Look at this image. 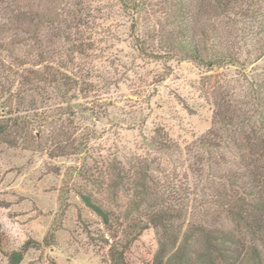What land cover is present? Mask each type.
<instances>
[{
	"label": "rangeland",
	"instance_id": "374dc122",
	"mask_svg": "<svg viewBox=\"0 0 264 264\" xmlns=\"http://www.w3.org/2000/svg\"><path fill=\"white\" fill-rule=\"evenodd\" d=\"M50 1L39 2L44 15ZM160 1L150 0L152 7L141 15L139 34L149 46L146 55L135 48L132 20L116 0L54 1L63 2L61 8L71 15L66 26L81 51L61 58L72 83L66 101L53 98L46 122L31 125L15 143L0 138V264H8L9 254L26 242L40 245L29 248L19 264H112V246L126 247L128 264H153L156 233L147 223L144 205L135 207V185L143 170L155 184L150 206L175 209L180 224L186 223L185 211L192 205L186 193L203 182L195 169L206 173L198 160L205 156L195 145L212 127L214 112L245 111L247 81L264 80V55L239 49L237 67H204L162 55L157 31L163 30L165 38L172 26ZM253 2L264 14V0ZM205 22L222 29L214 20ZM254 27L255 33L263 31L257 47L264 44V27ZM222 33L224 41L240 45L227 31ZM206 34L209 46L213 33ZM12 38L10 32L0 34V43L10 48ZM35 52L28 45L16 49L21 66L1 54L0 118L8 109L3 103L7 93L20 87L17 75L41 69L34 66L39 62ZM49 60L58 63L57 58ZM151 143L161 144V150ZM76 144H81L80 151H72ZM167 144L170 151L164 150ZM61 150L65 155H59ZM221 153L229 164L217 158V172H236L237 157ZM116 175L124 177L122 185L107 187ZM82 194L103 206L110 226L85 206Z\"/></svg>",
	"mask_w": 264,
	"mask_h": 264
},
{
	"label": "trees",
	"instance_id": "16d2710c",
	"mask_svg": "<svg viewBox=\"0 0 264 264\" xmlns=\"http://www.w3.org/2000/svg\"><path fill=\"white\" fill-rule=\"evenodd\" d=\"M54 1L51 0L47 8L49 14L44 15L40 11V0H0V34L10 32L13 37L10 48L0 43V56L5 53L14 65L21 66L23 62L16 56V49L28 45L36 51L39 61L34 66H41V69L18 74L20 87L24 85L26 90L19 87L15 92L7 91L3 100L8 109L3 110L0 118V138L10 143L28 132L31 125L41 127L48 117L45 114L48 103L53 98L65 102L71 89V79L65 73L61 58L81 51V48L75 46L66 26L67 17L71 15L61 8L63 2L56 5ZM116 1L132 20L135 48L146 55L149 46L144 45L139 27L141 15L152 7L150 0ZM253 1L262 0H161L162 14L172 29L165 38L163 30L158 29L157 48L164 56L189 59L204 67H237L239 49L250 56L254 52H259L257 57L262 56L264 44L256 45L263 34L258 26L264 27V14ZM209 20L216 21L222 29L206 24ZM255 25L259 29L257 33L253 32ZM43 28L48 29L44 36L41 35ZM208 30L213 33V43L209 46L205 41ZM222 31H227L240 45L224 41ZM54 42H57L55 46ZM55 58L58 63L47 62ZM247 84L249 101L244 104L245 111L214 112L212 127L195 145L205 156L198 160L203 162L206 173L204 175L200 168L195 169L203 182L194 189L195 192L186 193L187 204L192 202V205L186 208L185 224H180L181 216L177 210L150 206L155 184L147 170L139 173L135 207L144 205L147 223L156 233L153 264H264V80L252 77ZM12 103H15L14 108ZM151 146L161 150V144L151 143ZM163 147L170 151L172 145ZM71 149L80 151L81 144L71 146ZM221 152L237 157L236 172L229 171L224 175L217 172V158L229 164ZM65 153L61 150L59 155ZM116 179L107 187L115 189L122 185L124 177L116 175ZM80 198L106 226H110V215L101 204L90 195L82 194ZM192 207L196 211L193 212ZM39 245L24 243L20 250L9 254L8 264H19L29 248ZM125 249L110 247L112 264H128Z\"/></svg>",
	"mask_w": 264,
	"mask_h": 264
}]
</instances>
